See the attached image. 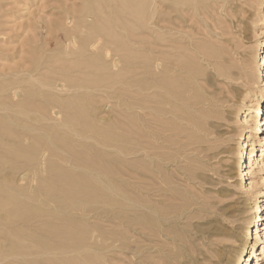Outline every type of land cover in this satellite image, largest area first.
<instances>
[{
  "label": "rangeland",
  "instance_id": "rangeland-1",
  "mask_svg": "<svg viewBox=\"0 0 264 264\" xmlns=\"http://www.w3.org/2000/svg\"><path fill=\"white\" fill-rule=\"evenodd\" d=\"M263 52L264 0H0V264H264Z\"/></svg>",
  "mask_w": 264,
  "mask_h": 264
},
{
  "label": "bare ground",
  "instance_id": "bare-ground-1",
  "mask_svg": "<svg viewBox=\"0 0 264 264\" xmlns=\"http://www.w3.org/2000/svg\"><path fill=\"white\" fill-rule=\"evenodd\" d=\"M97 34V33H96ZM99 36V35H98ZM100 37V36H99ZM92 39V38H91ZM98 40H100V39H98ZM97 40V41H98ZM94 41H95V39H94ZM96 41V43H99V42H97ZM93 42V41H92ZM95 43V42H94ZM100 44V43H99ZM89 46V45H88ZM88 46H84V47H88ZM91 46H95V44L93 45H91ZM97 46V45H96ZM96 46L94 47V49L93 50H95V48H96ZM99 46V45H98ZM89 48V47H88ZM93 48V47H92ZM90 49V48H89ZM106 49V48H105ZM92 50V49H91ZM97 50V49H96ZM107 50V49H106ZM87 51V50H86ZM105 51V50H104ZM92 53V52H91ZM100 53V52H99ZM160 53L159 52H157L156 53V56H155V59H154V75L156 76V82H155V88H156V90L158 91L155 95V97L156 98H160L161 97V94H160V90L162 89V84H161V82H162V75H163V72L161 71V68H162V66H163V64H162V62H163V58L161 57V54L159 55ZM102 55V54H101ZM80 56V55H79ZM92 56V55H91ZM91 56H90V58H91ZM89 57V56H88ZM106 57V56H105ZM98 58H100V57H98ZM259 58H261V59H264V52L262 53V54H260L259 55ZM87 59V58H86ZM84 60V59H83ZM112 61H114V60H112ZM165 61V60H164ZM73 63L74 64H76L74 61H73ZM72 63V64H73ZM90 63V62H89ZM113 63V62H112ZM168 63V62H167ZM170 63V62H169ZM174 64V63H173ZM87 65V64H86ZM85 65V66H86ZM90 65V64H89ZM113 65H114V63H113ZM121 65V64H120ZM76 66L79 68L80 66H78L77 64H76ZM84 66V65H83ZM91 66V65H90ZM115 66V65H114ZM114 66H113V68H114ZM177 66V65H176ZM76 67V68H77ZM88 67V66H87ZM86 67V68H87ZM92 67V66H91ZM63 68V67H62ZM81 68V67H80ZM68 69V68H67ZM81 69H83V68H81ZM80 69V70H81ZM79 70V71H80ZM166 70H168L169 71V68H166ZM221 72H223L224 73V69L223 68H221V69H219ZM78 71V70H77ZM168 71H166V73H165V75H166V77H167V75H169L168 74ZM260 72V74H262V76L264 75V71H262V70H260L259 71ZM64 73H66V72H64ZM63 73V70H62V74L63 75H65ZM170 73V72H169ZM57 74V73H56ZM61 74V73H60ZM75 74H76V72H75ZM58 75V74H57ZM164 75V76H165ZM81 76V75H80ZM57 77V76H56ZM60 77V76H59ZM67 77V76H66ZM65 77V78H66ZM76 77V76H75ZM81 78V77H80ZM82 78H83V76H82ZM57 79V78H56ZM61 79V78H60ZM173 79V78H172ZM62 80V79H61ZM87 80V79H86ZM53 81V80H52ZM65 81V80H64ZM163 81H165V82H167L166 83V85H164L165 86V88H167V91H168V88H170L169 86H170V82H169V80H167L166 78L165 79H163ZM89 82V81H88ZM164 82V83H165ZM53 83V82H52ZM64 83V82H63ZM76 83V82H75ZM85 84L87 83L86 81L84 82ZM83 83V84H84ZM86 86V85H85ZM87 87H88V85H87ZM89 88V87H88ZM91 89V88H90ZM83 90V89H82ZM90 91V90H89ZM177 92V91H176ZM179 92V91H178ZM188 94V93H187ZM78 95V94H77ZM82 97H84V96H82ZM258 101L256 102V104H255V106H252V107H250L249 108V110H248V115L249 114H252V113H257L258 115H257V117H256V119H255V121H253V124H255V126H256V123H257V126H256V128L254 127L253 128V130L251 131V132H253V134H255V135H257V134H260V131H262L263 130V128H264V119H263V117H261V112H262V107H261V102L262 101H264V95H260V96H258ZM56 99V98H55ZM192 101V100H191ZM82 102V101H81ZM44 106V105H43ZM83 106V105H82ZM81 106V107H82ZM159 106V105H158ZM25 107H26V105H25ZM38 109H40V108H38ZM53 110V109H52ZM88 111V110H87ZM76 113V112H75ZM20 114V113H19ZM24 114V113H23ZM80 115V114H79ZM78 115V116H79ZM77 116V117H78ZM69 119V118H68ZM80 120H82V119H80ZM12 122V121H11ZM37 122V121H36ZM2 123H4L3 121H2ZM9 124V123H8ZM77 124V123H76ZM91 124V123H90ZM11 125V124H10ZM10 125H9V127H10ZM5 127H7V126H5ZM80 128V127H79ZM8 131H9V129L8 128H6ZM17 128H15V130H16ZM15 130H13L12 129V131H15ZM43 130V129H42ZM3 131H5V130H3ZM101 132V131H100ZM7 133V132H6ZM4 134V133H3ZM8 134V133H7ZM17 133H15V135H16ZM21 135H22V133H20ZM19 134V135H20ZM25 135V134H24ZM34 136V135H33ZM42 136V135H41ZM40 136V137H41ZM251 136V135H250ZM254 136V135H253ZM13 137V136H12ZM20 137V136H19ZM8 138V137H7ZM22 138H23V135H22ZM26 138H28V137H26ZM249 139H247L246 137H244V141H243V143H245V145L243 146V148H245V150L244 151H242V153L240 154V156L238 157V159H240L241 158V160L240 161H235V168H237V179L238 180H243V179H245L246 178V176H248L249 175V171H248V167L245 165L244 166V163H246L248 160H250V159H253V158H256V156H258V153H256L257 151H258V148H262V146H263V144H264V138L263 139H261L260 141H259V143H255V144H251L252 143V139H253V137L251 138V137H248ZM19 139V138H18ZM30 139H32V138H30ZM44 139V138H43ZM38 140V139H37ZM42 140V139H41ZM45 141H46V139H44ZM18 141V140H17ZM250 141V142H249ZM42 143V142H41ZM48 143V142H47ZM22 144H25V143H22ZM30 145V144H29ZM45 144H43V146H44ZM46 147V146H45ZM47 148V147H46ZM45 148V149H46ZM53 148V147H52ZM49 149V148H48ZM11 150H13V149H11ZM16 150V149H15ZM50 150V149H49ZM54 150V149H53ZM45 151V150H44ZM42 152V151H41ZM54 152V151H53ZM21 153V152H20ZM49 153V152H48ZM23 154V153H22ZM17 155V154H16ZM55 155V154H54ZM26 156H27V154H26ZM25 156V157H26ZM23 157V156H22ZM58 157V155L56 156V158ZM28 158V157H27ZM55 158V157H54ZM52 159V158H51ZM243 159H245V162L243 163ZM53 160V159H52ZM63 160H65V159H63ZM94 160V159H93ZM93 160H92V162H93ZM34 162V161H33ZM62 162V161H61ZM67 162V161H66ZM82 162V161H81ZM30 163V162H29ZM36 163V162H35ZM60 163V162H59ZM58 163V164H59ZM95 163V162H94ZM31 165V164H30ZM38 165V164H37ZM76 165V164H75ZM90 166V165H89ZM104 167V166H103ZM54 169V168H53ZM88 169V168H87ZM101 171V170H100ZM57 172V171H56ZM104 172V171H103ZM85 173V172H84ZM61 176V175H60ZM73 176V175H72ZM83 177V176H82ZM33 180V179H32ZM30 181V179H29V182H31V183H33V181ZM81 180V179H80ZM85 180V179H84ZM93 179H91V181H92ZM96 180V179H95ZM86 181H88V180H86ZM97 181V180H96ZM95 181V182H96ZM36 182V181H35ZM75 182V181H74ZM100 182V181H99ZM98 182V183H99ZM31 185V184H30ZM61 186V185H60ZM99 186V185H98ZM78 187V186H77ZM76 187V188H77ZM32 188V187H31ZM69 188V187H68ZM9 189V188H8ZM45 189V188H44ZM69 189H71V188H69ZM79 189V188H78ZM47 190V189H46ZM81 190V189H80ZM31 191V190H30ZM60 191V190H59ZM72 191V190H71ZM58 192V191H57ZM0 193H1V191H0ZM77 194V193H76ZM31 195V194H30ZM262 195H263V193H257V195H256V201H255V205H257V202L259 201V200H261V199H263L262 198ZM34 197V196H33ZM140 199H141V203H144V199L143 198H141V196H140ZM40 203V202H39ZM16 205V204H15ZM66 205V204H65ZM131 205V204H130ZM254 205V204H253ZM82 207V206H81ZM84 208V207H83ZM9 209V208H8ZM125 209V208H124ZM257 210H260V206L258 207V209ZM68 211H70V210H68ZM126 212V211H125ZM45 215V214H44ZM166 215V214H165ZM164 215V216H165ZM146 216V215H145ZM261 219H263V216H260V214L259 213H257L256 212V220L254 221V223L257 221V220H261ZM41 220V219H40ZM44 220V219H43ZM149 220L151 221V222H153V223H155V221H154V217H152V216H149ZM129 221V220H128ZM68 225V224H67ZM69 226V225H68ZM122 226H123V224H122ZM144 226H145V224H144ZM143 226V227H144ZM70 227H72V226H70ZM146 227V226H145ZM262 228V227H261ZM86 229V228H85ZM76 230V229H75ZM249 233H247V235L245 236V238H244V246H245V248L247 247V243H248V240L249 239H253L254 237H253V235H254V233L256 234V236L257 237H264L263 235H262V233H261V231L258 229V228H255V229H251V230H249L248 231ZM92 234H93V231H92ZM59 235V234H58ZM56 236V235H55ZM33 240V239H32ZM40 240V239H39ZM96 243V242H95ZM70 246V245H69ZM52 247H53V245H52ZM75 247H77V246H75ZM244 248V249H245ZM52 249V248H51ZM74 249V248H73ZM75 250V249H74ZM71 252H72V250H71ZM82 252V251H81ZM51 253H53V252H51ZM241 253H242V255L244 254V253H246V255L248 254V252H245V250H241ZM240 254V253H239ZM85 255V254H84ZM53 258V257H52ZM48 259V258H47ZM43 261V260H42ZM82 261V260H81ZM91 262V261H90ZM51 263V262H50ZM44 264V263H43Z\"/></svg>",
  "mask_w": 264,
  "mask_h": 264
}]
</instances>
